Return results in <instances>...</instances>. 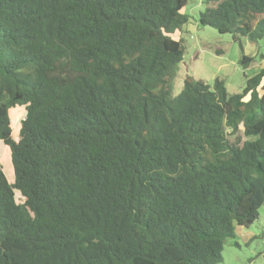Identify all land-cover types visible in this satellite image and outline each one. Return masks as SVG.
I'll return each mask as SVG.
<instances>
[{
	"label": "trees",
	"instance_id": "trees-1",
	"mask_svg": "<svg viewBox=\"0 0 264 264\" xmlns=\"http://www.w3.org/2000/svg\"><path fill=\"white\" fill-rule=\"evenodd\" d=\"M201 1L241 52L264 38V0ZM186 2L0 0V264H220L258 220L264 70L174 95Z\"/></svg>",
	"mask_w": 264,
	"mask_h": 264
},
{
	"label": "rangeland",
	"instance_id": "rangeland-1",
	"mask_svg": "<svg viewBox=\"0 0 264 264\" xmlns=\"http://www.w3.org/2000/svg\"><path fill=\"white\" fill-rule=\"evenodd\" d=\"M206 6L201 0H187L182 13L188 22L175 38L183 40L184 55L172 80V92H180L183 80L190 76L212 83L216 78L223 81L229 94L240 93L247 78L264 70V38L257 43L242 40V52L230 35H220L209 27L199 24V15ZM252 59L247 68L239 65L241 55ZM261 85L264 87V78ZM22 108L10 112L12 137L17 138ZM0 141V165L8 182L12 180V167L8 150ZM18 194L16 199L18 201ZM258 220L249 228H237L236 237L226 241L220 264H264V205L258 210Z\"/></svg>",
	"mask_w": 264,
	"mask_h": 264
},
{
	"label": "crops",
	"instance_id": "crops-1",
	"mask_svg": "<svg viewBox=\"0 0 264 264\" xmlns=\"http://www.w3.org/2000/svg\"><path fill=\"white\" fill-rule=\"evenodd\" d=\"M6 150H7V148L6 147H4Z\"/></svg>",
	"mask_w": 264,
	"mask_h": 264
}]
</instances>
